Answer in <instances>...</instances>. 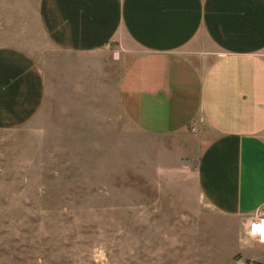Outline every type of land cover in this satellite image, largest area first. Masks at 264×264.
<instances>
[{
  "label": "rangeland",
  "instance_id": "obj_1",
  "mask_svg": "<svg viewBox=\"0 0 264 264\" xmlns=\"http://www.w3.org/2000/svg\"><path fill=\"white\" fill-rule=\"evenodd\" d=\"M39 3L0 0V47L47 78L39 117L0 130V264H261L240 221L200 195L204 139L138 131L120 103L130 59L63 52Z\"/></svg>",
  "mask_w": 264,
  "mask_h": 264
},
{
  "label": "crops",
  "instance_id": "obj_2",
  "mask_svg": "<svg viewBox=\"0 0 264 264\" xmlns=\"http://www.w3.org/2000/svg\"><path fill=\"white\" fill-rule=\"evenodd\" d=\"M38 17L63 52L113 45L130 59L120 83L125 116L147 135L204 139L200 195L249 238L264 208V0H40ZM46 101L33 56L0 47V130L31 123ZM250 240L245 253L264 264V245Z\"/></svg>",
  "mask_w": 264,
  "mask_h": 264
},
{
  "label": "built area",
  "instance_id": "obj_3",
  "mask_svg": "<svg viewBox=\"0 0 264 264\" xmlns=\"http://www.w3.org/2000/svg\"><path fill=\"white\" fill-rule=\"evenodd\" d=\"M247 234L259 245H264V208L248 223Z\"/></svg>",
  "mask_w": 264,
  "mask_h": 264
}]
</instances>
